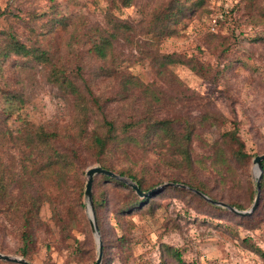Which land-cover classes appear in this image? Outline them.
Returning <instances> with one entry per match:
<instances>
[{"label": "rangeland", "instance_id": "1", "mask_svg": "<svg viewBox=\"0 0 264 264\" xmlns=\"http://www.w3.org/2000/svg\"><path fill=\"white\" fill-rule=\"evenodd\" d=\"M155 1L134 0L129 8L111 10L118 18L132 23L137 32L133 45L122 40L115 43L113 56L105 65L91 57L89 45L85 47L75 37L70 39V34L78 29L81 34L85 26H104L110 0H0V31L12 30L26 46L55 53L67 70L80 67L81 76L95 95L117 100L108 105L107 111L112 118L122 121L131 115L130 112L138 110L139 103L135 102L126 109L127 105L118 101L121 76L133 74L145 84H153V89L167 94L185 93L166 77L156 76L148 63L138 62L137 47L144 48L150 37L143 33ZM206 8L210 14L204 12L200 17L195 15L186 19L178 27V34L159 43L158 49L161 54L194 56L211 66L212 77L206 80L182 66H170L169 69L182 86L189 89L187 94L203 96L204 110L215 111L227 120L237 122L239 137L252 159L244 173L240 176L235 173L234 178L219 190L240 201L245 207L240 211H247L256 197L255 193L249 202L250 187L253 189L256 183L252 160L262 155L264 148V20L256 13L257 8L264 9V0H209ZM228 11H232L228 18L216 24ZM33 14L40 16L33 20ZM56 14L71 16L74 23L62 30L60 24L56 26L53 22ZM214 31L220 38L208 43L209 32ZM224 47L228 52L221 55L220 50ZM14 62H18L16 67ZM20 65L21 61L10 57L3 80L1 78L9 90H21L26 102L9 118L4 129L15 134L22 123L18 119L20 115L34 127L58 134L61 145L77 147L81 154H85L81 151L83 142L76 135L72 98H61L57 89L47 82L46 73L40 66ZM104 68L115 70L116 77L97 78ZM197 113V110L193 111V115ZM94 120L93 116L89 123ZM209 132L208 138L214 139L215 132ZM203 136L205 139L207 135ZM193 150L197 157L210 154L209 148L201 142H195ZM136 157L144 162L143 171L139 166L136 171L147 178L159 176L161 169L152 152ZM86 164V168L79 172L85 184L86 171L98 166L89 160ZM24 165L27 164L23 147L12 138L0 141L2 170L20 174ZM52 179L33 180L32 192L39 196L42 193L49 195L61 216L65 217L70 204L64 198L58 200L59 191ZM108 193L107 208L111 209L118 197L110 190ZM43 200L39 213L41 223L35 232L31 257L26 260L17 253L20 244L17 219L1 213L0 254L22 258L30 264H95L97 243L90 230L84 195L82 212L86 226L75 221L65 232L52 215L49 199L43 196ZM262 202L258 219L249 224L225 212L201 206L188 195L174 193L157 200L158 207L153 214L138 211L119 219L106 210L102 215L101 230L98 229L102 245L106 246L102 261L105 257L104 264H264V257L251 252L244 243L247 238L264 253V197ZM165 246L177 250L183 263L175 259ZM82 250H88L90 256L94 254V260L81 256Z\"/></svg>", "mask_w": 264, "mask_h": 264}, {"label": "trees", "instance_id": "2", "mask_svg": "<svg viewBox=\"0 0 264 264\" xmlns=\"http://www.w3.org/2000/svg\"><path fill=\"white\" fill-rule=\"evenodd\" d=\"M209 0H156L148 14L143 34L150 36L145 41V47H137L138 62L148 63L159 78L166 77L170 83L176 84L185 90L181 95H171L159 89H153V84H145L139 77L129 74L121 76L119 99L130 109L132 104L138 102V110L130 112L127 118L117 121L109 115L108 105L117 100L103 98L95 95L81 76V68L67 70L64 63L55 53L41 50L38 47H29L22 43L12 30L0 31V141L12 138L23 147L26 166L20 174L2 170L0 166V213L9 218L17 219L19 225V247L17 253L28 260L31 257L35 244V232L41 223L40 209L43 196L49 199L52 205V215L57 224L65 232L75 221L86 226L82 209V197L85 191V181L80 179L79 172L86 168V160L92 165L109 170L119 176L127 177L146 193L164 182L167 185L150 196L141 198L126 184L103 175H96L92 184V203L98 229L103 224V213H113L115 218L122 219L134 212L143 211L153 214L156 201L168 193L190 196L197 204L207 206L216 212H225L239 218L245 223L257 220L264 197V161H262L263 174L260 181V199L255 212L249 216H237L226 208L213 205L192 191L196 190L213 201L223 202L237 210L245 207L240 201L233 199L224 190L227 181L234 178L235 173L241 175L247 170L252 156L245 150V143L239 137V127L236 121H229L215 111L204 110V98L196 93L187 94L189 89L182 86L178 78L170 71V66H182L200 76L204 80L211 79V66L201 62L194 56L176 53L161 54L158 44L178 34V27L192 16H202L207 11L206 3ZM134 0H110L109 10L106 11L104 26H85L80 34L79 29L70 34L85 47L91 57L104 65L109 63L113 56L114 45L122 40L127 44H134L136 28L132 23L118 18L112 9L129 8ZM232 11L225 12L222 21ZM256 13L264 20V9L257 8ZM1 15V14H0ZM40 15L33 14L31 18L37 19ZM54 24H60L62 30L74 23L71 16L56 14ZM220 36L216 31L209 32L208 43L218 40ZM67 45L70 46L69 42ZM148 45V46H147ZM221 55L228 50L222 48ZM10 57L21 61L20 66L34 64L40 66L46 73L47 82L57 89L61 98L70 97L73 100L75 114L74 124L76 135L81 144V154L74 146H63L60 137L53 132H46L36 128L22 119L15 134L5 130L9 118L25 105L23 92L9 90L4 78V70ZM18 62H14L15 67ZM111 71V72H110ZM115 70L101 69L98 77H116ZM217 76V75H216ZM80 82V84L78 83ZM180 106V108H178ZM198 111L193 115V111ZM95 117L92 124L91 117ZM213 131L214 139L208 138ZM207 135L204 136L203 135ZM208 138V139H207ZM201 142L209 148L208 156H194V143ZM152 152L160 166L161 173L156 178H147L143 171L144 162L136 155H145ZM264 154V148L262 149ZM258 156V155H257ZM256 157V156H255ZM82 175V173H81ZM53 178L55 187L59 191L58 200L64 198L68 201L70 209L61 216L55 202L49 195L32 192L33 180ZM165 183V184H167ZM178 184L184 187L177 186ZM256 183L250 187L249 202L256 193ZM116 195L117 200L111 209L108 207V191ZM245 246L257 255L264 257L258 246L244 238ZM168 252L180 263H183L181 254L169 246ZM80 252L83 257H91L88 250ZM106 246L103 244V253ZM105 257L103 263H105ZM28 262V261H27ZM0 263H2L0 261ZM7 263V262H6ZM29 263V262H28ZM13 264V263H7Z\"/></svg>", "mask_w": 264, "mask_h": 264}, {"label": "water", "instance_id": "3", "mask_svg": "<svg viewBox=\"0 0 264 264\" xmlns=\"http://www.w3.org/2000/svg\"><path fill=\"white\" fill-rule=\"evenodd\" d=\"M262 161H264V154L258 155L256 157H254L252 160V163L255 166L256 197L254 199L253 205L250 208V210L240 211V210H237V209L231 207L230 205H228L226 203L213 201L209 197L205 196L204 194H202L196 190L192 189V191L194 193L198 194L200 197H202L208 203L220 206L222 208H226L228 211H230L231 213H233L237 216H244V217L249 216L256 210V208L258 206V202H259L260 181H261L262 174H263ZM85 175H86V184H85V191H84V199L86 202V207H87V212H88V217H89L90 230H91V233L93 234L95 241L97 243V251H98L95 264H101L102 257H103V245H102V241H101V238L99 235V230H98V226H97V222H96V218H95V213H94V208H93V203H92L93 178L96 175H103V176L109 177L111 179L118 180V181L126 184L130 188H132L136 192V194L141 198L148 197L152 193L161 190L163 187H165L167 185H174V184H172V183L163 184L161 186H158V187L144 193V192L140 191V189L138 188L136 183H134L130 179L119 176V175H117V174H115L109 170L103 169L99 166H94V167L89 168L86 171ZM177 186L184 187L183 185H180V184H178ZM0 261L7 262V263H13V264H30L22 258L12 257V256H8V255H4V254H0Z\"/></svg>", "mask_w": 264, "mask_h": 264}]
</instances>
